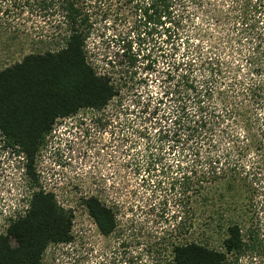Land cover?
<instances>
[{
  "label": "trees",
  "instance_id": "16d2710c",
  "mask_svg": "<svg viewBox=\"0 0 264 264\" xmlns=\"http://www.w3.org/2000/svg\"><path fill=\"white\" fill-rule=\"evenodd\" d=\"M0 9L48 19L57 34L55 50L0 66V141L25 157L32 188L27 209L0 233V264H46L51 245L74 242V210L36 188L37 160L59 120L113 103L139 122L143 186L154 199L164 193L169 264L264 256L249 226L257 174L246 164L251 153L264 158V0H0ZM124 14L133 20L120 41L124 61L100 68L89 41ZM158 35L166 91L155 97L146 87L163 52ZM82 205L101 235L116 232L115 206L98 195Z\"/></svg>",
  "mask_w": 264,
  "mask_h": 264
},
{
  "label": "rangeland",
  "instance_id": "374dc122",
  "mask_svg": "<svg viewBox=\"0 0 264 264\" xmlns=\"http://www.w3.org/2000/svg\"><path fill=\"white\" fill-rule=\"evenodd\" d=\"M131 21L132 16L124 14L116 24L95 31L89 41L93 63L103 68L108 63L106 58L115 63L124 61L118 51ZM56 35L48 19L0 9V66H11L31 53L55 50ZM156 41L163 52L157 51V72L152 74L146 90L160 97L166 91V36L158 35ZM203 47L208 48L207 44ZM200 70L196 72L199 75L203 72ZM124 104L134 109L131 98ZM115 106L113 103L101 112L82 110L74 117L59 120L53 129L56 134L51 132L38 157L40 182L36 188L55 193L59 203L73 209L75 215L74 242L51 245L44 257L46 264H169L164 193L158 189V198L154 199L153 190L143 186L150 177L138 173L135 166L146 155L145 141L136 133L139 122L135 114L119 112ZM26 163L23 155L15 156L0 141V233H5L10 220L27 209L32 188L24 172ZM163 164L166 166V154ZM246 164L257 174L249 226L264 246V158L254 152ZM90 195H98L117 208L114 234L105 237L97 230L82 205V199ZM229 260V264H264L260 253Z\"/></svg>",
  "mask_w": 264,
  "mask_h": 264
},
{
  "label": "flooded vegetation",
  "instance_id": "af4514ba",
  "mask_svg": "<svg viewBox=\"0 0 264 264\" xmlns=\"http://www.w3.org/2000/svg\"><path fill=\"white\" fill-rule=\"evenodd\" d=\"M83 110H87V109H83ZM81 111H82V110H81ZM79 112H80V111H79ZM54 134H56V131L54 132ZM54 134H52V135H54ZM52 135H51V136H52ZM47 138H48L47 140H49V139H50V136H48ZM53 138H54V137H52V139H53ZM44 146H45V145H44ZM42 148H43V147H42ZM43 150H44V149H41L40 154L42 153Z\"/></svg>",
  "mask_w": 264,
  "mask_h": 264
},
{
  "label": "built area",
  "instance_id": "2783aa9c",
  "mask_svg": "<svg viewBox=\"0 0 264 264\" xmlns=\"http://www.w3.org/2000/svg\"><path fill=\"white\" fill-rule=\"evenodd\" d=\"M65 120V119H64ZM56 125H57V123H56ZM53 131H55V130H53ZM23 158H24V160H25V157L23 156ZM24 172H26V169H24Z\"/></svg>",
  "mask_w": 264,
  "mask_h": 264
}]
</instances>
